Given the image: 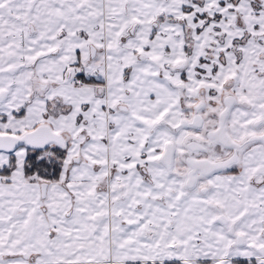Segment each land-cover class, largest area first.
I'll return each mask as SVG.
<instances>
[{
	"label": "snow or ice",
	"instance_id": "obj_1",
	"mask_svg": "<svg viewBox=\"0 0 264 264\" xmlns=\"http://www.w3.org/2000/svg\"><path fill=\"white\" fill-rule=\"evenodd\" d=\"M0 264H264V0H0Z\"/></svg>",
	"mask_w": 264,
	"mask_h": 264
}]
</instances>
